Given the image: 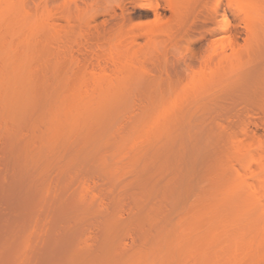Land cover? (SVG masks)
Wrapping results in <instances>:
<instances>
[{"label": "rangeland", "instance_id": "rangeland-1", "mask_svg": "<svg viewBox=\"0 0 264 264\" xmlns=\"http://www.w3.org/2000/svg\"><path fill=\"white\" fill-rule=\"evenodd\" d=\"M88 1L23 0L19 21L0 17V56L31 61L36 74L32 80L41 89L35 95L39 104L57 87L69 90L81 75L88 80L111 75L116 91L102 98L95 93L97 103L107 109L95 131L87 127L73 131L64 137L69 143L65 146L68 141H61L59 149L41 143L38 147L47 153L30 170L23 161L27 172L14 166L22 164L17 154L23 144L8 146L15 137H9V131L14 134L16 127L9 130V122L0 118L5 124L0 129V264H122L137 249L149 246L158 230H166L184 211L199 209L198 195L205 193L209 202L228 193L235 198L240 192L236 183L243 176L245 184L257 188L262 184L258 177L264 176V145L258 144H264V0L252 44H247L242 15L228 7V0H221L219 10L226 12L232 27L217 34V20L211 18L215 0H181L179 18L169 8H161L157 18L146 0H102L93 2L91 9ZM66 9L71 15L67 19ZM41 13L51 14L50 24L30 35L27 23L32 15L44 16ZM149 28L156 29L150 38L142 33ZM137 32L142 34L135 38ZM234 40L241 51L234 67L224 63L220 77L190 91L195 75L218 66L207 58L210 43L230 53ZM128 42V50L137 51L138 57L130 64V78H124L111 55L115 46ZM185 90L189 92L181 103L180 124L156 139L138 137L159 100ZM33 107L32 115L37 110ZM32 115L27 119L30 123ZM34 121L17 126H21L15 133L19 141L37 143L43 126ZM27 165L31 167V162ZM111 166L118 170L115 177L110 174L114 168L107 169ZM260 192L263 206L264 187ZM192 204L197 205L192 208ZM233 224L229 223L227 233L236 238L239 229ZM224 248L226 254L231 251Z\"/></svg>", "mask_w": 264, "mask_h": 264}, {"label": "bare ground", "instance_id": "bare-ground-1", "mask_svg": "<svg viewBox=\"0 0 264 264\" xmlns=\"http://www.w3.org/2000/svg\"><path fill=\"white\" fill-rule=\"evenodd\" d=\"M13 1L0 0V17H5V18L16 17L17 18L16 20L19 21L18 20L19 10L22 11V9H19L18 6L20 5V3L23 2V0L20 1L18 0L15 2ZM100 1L102 0L88 1L87 5H89V7L88 6L87 7L89 9H91V6L92 8H94L93 2L95 3ZM146 1H147L146 4L145 3L144 4L153 9L154 14L157 18H159V16L162 14L160 13L161 8L163 9L169 8V10H172L178 16V14H180V10L182 7V5L180 6L181 0H146ZM215 1H216L214 2L215 5L212 6L213 13H211V18L213 16L212 19L217 20L216 21L217 28L215 29L214 32L215 34H217L218 32H222V33L228 32L227 30H229V27L231 26V22L227 17L226 12L224 10L223 11L219 10L220 9L219 6L221 5L220 4L221 0H215ZM262 1L263 0H228L227 2L229 8L234 9L236 12L242 15L245 27L248 32L247 44H252L256 40L258 34L257 32L259 31V23L261 22L262 19ZM21 7L22 5H20V8ZM83 8L84 7L80 9ZM65 11H67V9L63 11L64 17L67 16V14H70L68 13L69 11L68 12ZM73 12L71 13L73 14ZM43 14L44 16L38 14V18L36 17L37 14L34 17L33 15L32 17H30L29 22L27 23L31 31L29 32L30 35L31 33L33 35L38 31L46 30V26H47L46 24H50L48 22L49 21L48 18L51 16V14L49 13H43ZM68 16L66 17V19L68 18ZM217 16H220L219 17L220 19L219 18L217 19ZM48 28L50 27H47V29ZM155 30L154 29L151 30V28H149L143 30L142 33L143 34L145 33L146 36L149 37L151 35H155L154 34L156 32ZM212 32L213 31H211L210 33L212 34ZM142 33L140 32L135 33L134 34L135 38L137 34L139 37L141 36ZM135 38L132 39L131 42H135L136 41ZM131 42L130 43L128 42L129 45L128 44L126 45V43L124 45L122 44L123 42L120 43L121 44L120 46L123 45L122 47H120L119 45L115 46L114 49L116 50L114 54L111 55V60L115 63L117 70L121 72L124 78L125 77L130 78L129 77L131 76L130 64L134 59L138 57L137 51L135 50L131 51L128 50L129 48H127V46L128 47L131 46ZM238 46L239 44L236 43V41L235 43L233 42V44L230 46L231 52L227 53L224 47L222 48L223 50L220 52L218 51V48L214 44L211 45L210 43L209 48L211 50V53L210 55H208L209 57L207 58L210 59V61L212 60L217 61L218 66L212 68L210 67L211 66L210 65L209 66L210 68L208 71L206 70V73L205 71H202L203 73L201 72V74L199 73L198 75H195L192 78L193 83H191L192 87L190 86L191 88L190 91H196L201 88H204L206 85L212 83L215 77H220L222 74V68L224 63H226L227 65L231 64L232 67H234L233 62L236 61L235 59H237V57L240 58L241 56L240 55L241 51H239ZM3 56L5 57L0 56V118L2 119L1 122L4 123H7L6 121L9 122L7 124L8 126L6 125L7 127H9L10 124L9 130H11V126L13 129L14 127H16L15 129L16 132H14V134L11 133L13 131H9L10 133L9 137H13V135H15V137H13L14 139L12 140L10 139V141L12 142L11 144L9 142L8 146L15 145V147H17L16 145L23 144V146L21 145L20 148L18 146L20 150L17 148L19 151L17 156L23 159L20 162L22 163L24 161V163L27 166L26 167L27 170H30L32 166L34 168V165L37 167L36 163L39 164V161L43 158L44 154L47 153L45 152L44 149H43L44 151L42 150L43 147H41V149L39 148L41 146L40 145L41 143L42 146L44 145L46 148L59 149L60 146L58 145L60 143L66 140L68 142L66 141L67 143H65V146L69 143L70 139L64 138L65 135L70 136V134H72L73 131L75 132L79 131L78 129L81 130L82 127H87L90 130L95 131L93 129L97 126H100V123L104 121L101 119V117L103 112L106 111L107 109L105 110L104 105H100L97 103L96 100L97 96H95V93H98L100 98L109 95L110 97L113 96V93H115L116 91L113 90L114 89L113 81L109 77L111 75L109 76L107 75L106 77V75L99 74L94 78L93 77L90 78V80H88L84 75H81L82 77H80L79 80H77L74 85L72 84L73 87H71L69 90H65V88L68 87L66 86L64 87L62 85L63 80L61 79L62 81L61 85L62 87H64V89L61 87V89L59 90L60 87L58 88L56 85L55 87H57L58 90L53 89L55 93L52 92L53 94L49 96L51 98L48 97V99H46L47 101L43 100L45 99L43 98L45 97V95H43L42 92L43 96L41 97V102L39 104V102L37 101L40 98H36L38 96L37 91L39 88L35 82L36 79L32 80L35 78L33 75L36 74H34L35 72L33 71V69H31L32 68V66H30L31 61L29 62V59L23 56L18 57L16 55H9V54ZM236 63L237 62H235V66ZM31 80L35 82L37 86H33L35 84L34 83L31 84L32 83ZM58 83H60V81H58ZM34 87L36 88L34 89ZM96 89H98V91H95ZM53 90H51L50 88L48 89L49 92ZM188 92L189 91L185 90L181 93H171L167 97L164 96L165 98L162 97L159 100L160 102L158 101L159 103L156 106V108L155 107L153 108L155 109L154 112L152 111L153 113L150 114L151 117L153 118L150 119L151 117H149L150 116L149 115L148 116L149 118L147 117L146 121L144 120V122L142 123L140 130L138 132V137L143 139L153 137L156 139L157 137L159 138L162 135L166 134L168 131L170 132V129L172 127H177L176 124L177 125L180 124L178 121V116L180 114L179 112H181L180 111L181 103L184 101L183 98L187 96ZM184 93L186 95L183 97ZM44 101H46V103L48 101L49 102L46 104ZM42 102H44L46 105L44 104L45 105L44 106ZM33 106L36 107L38 106L36 108L37 109L36 111L42 110L41 112L35 111L34 113L35 116L38 115L37 113H41V115L39 114L40 117L39 115L37 116L39 117V119L41 118L39 121L38 119H34L35 117L33 116L34 114L32 115L30 113L31 110L35 108ZM30 115H32L33 120H35L34 125L35 124L37 125L36 123L37 121L38 122L41 121V123L38 124L39 125L42 124L43 126L41 128V130L43 131L42 134H40L41 132L39 133L41 136L39 134L36 136V138L40 136L38 137L39 139L37 140V143L40 142L38 144L37 143L35 144L36 140L35 141L30 140L29 142L24 141L26 142L24 144V142L19 141L20 140L19 138L17 139V134H15L17 133L18 129L21 128V126L20 128H17V126L22 125L23 127L33 123L32 119H31L32 121L30 120L31 123L27 120L29 119ZM0 124L2 125L3 123ZM23 124H27V125H23ZM3 125L2 128H0L2 129V131L3 128L5 129V126ZM90 127L93 128L91 129ZM5 133L3 132V134ZM16 139L18 141H16ZM28 143L29 145L31 144V147L28 145ZM259 145H260L259 148H262L261 146H263L264 144L259 143L258 146ZM32 148L35 150H33ZM16 150L15 152L17 153ZM15 155L16 154H14V156ZM254 157L255 156L252 155L251 159L253 160ZM14 159L16 158L14 157ZM255 159L253 161H255ZM28 160L29 161L31 160L30 161L31 167H28L29 165H27L28 163L30 164ZM12 163L15 164L16 162L12 161ZM24 163L20 165V163L18 162L14 166L16 168V165L18 164L19 166H21V169L26 170V168H24L25 167ZM111 167L107 169L113 170L114 168V170L112 172L107 170V172L108 171L111 172L110 174L112 175V177H115L117 174L116 172L118 170L115 167L112 168ZM18 169H16V171ZM249 171L251 173V176L254 175L256 176V173H254L253 170L250 169ZM20 172H23V170ZM112 173L113 174L115 173V175L113 176ZM258 173L260 174V172ZM258 173L257 176H259ZM242 176L243 175H241V177ZM262 176L263 175L258 177L259 178L258 182L259 183L260 181L262 182L260 187L262 186L263 188L264 176L263 177ZM244 177L246 178V176H243L242 179H240L241 181L239 180L240 182L238 181L237 182L238 184L236 183V187L238 189L240 187V192L238 193V196H236L235 198L234 197L231 198V196L228 193L229 190H227L226 192V194L228 193L227 195L225 194L221 195L220 199L219 197L215 199V202L213 201L209 202L210 201L209 198L207 196L206 197L203 196L205 193H202L203 195H198L199 201L202 202V204H200L201 207L199 209H196L191 213H185L184 211L183 212L184 214L183 213L180 214L181 217L178 220L174 222L171 221L170 224H168L169 226L166 225L169 227V228L166 227L167 228L166 230H164L165 227H163L164 229L160 227L162 228L161 229L162 231L160 229L158 230L159 233L155 235L153 240H151V244H149V246L142 247V249L144 248L143 250L141 248H139L140 250L137 249L135 253H133L130 257L125 258L126 260H124L123 261L124 263L122 264H191V261H193L192 259L196 260V264H264V204L262 206L261 202L263 200L262 199L263 197L262 195L260 196L261 193L260 189L262 188L260 187L257 188L256 184L253 183L245 184V182L247 181H245ZM260 197L262 198L260 199ZM195 206L192 208H195ZM229 223L231 224L234 223L233 224L234 226L238 225L237 226L238 228H236L235 226L236 230L239 229L237 231L236 241H235L236 238H234V234L232 232H231L232 234H230L231 238H228L230 237L228 234L230 233L229 230H231L227 228ZM225 237L228 238V240H226ZM220 238L222 239L224 238L225 239L223 240L224 242L221 241L218 243ZM229 239H231L230 240L231 245L228 244L230 247L229 251L230 250L231 251L228 252V254H226L227 251H224L223 248L225 246L226 247L228 246L227 243ZM232 241L234 243H232ZM216 243H218L217 244L218 246L216 245ZM222 244H224L225 246L224 245L221 246ZM226 247L224 249L229 248ZM217 251H220L219 253L220 254L223 253V255L220 256V254ZM215 257H218V259H216ZM224 257L226 259L225 261L222 260L224 259ZM197 259L199 263H197ZM219 259L220 261L217 262Z\"/></svg>", "mask_w": 264, "mask_h": 264}]
</instances>
